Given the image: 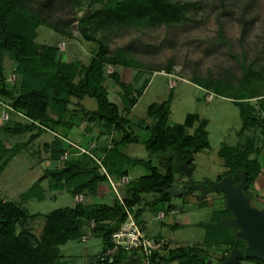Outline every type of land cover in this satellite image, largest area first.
I'll use <instances>...</instances> for the list:
<instances>
[{"label":"trees","instance_id":"16d2710c","mask_svg":"<svg viewBox=\"0 0 264 264\" xmlns=\"http://www.w3.org/2000/svg\"><path fill=\"white\" fill-rule=\"evenodd\" d=\"M31 1L33 0H0V105L7 107L10 113H21L30 120L28 123L8 121L7 123L11 122L13 126L4 125L3 130L13 134L35 130L31 135L33 139L48 131L55 134L57 126L70 129L86 120L87 129H93L92 125L98 129L96 135L91 136V140L97 143L96 147L89 149L83 145L88 152H81L73 142L67 141L65 136L55 134L53 140L45 144V149L49 151V164L43 175L22 198H45L41 183L46 179L52 188H66L74 198L77 195H83L84 198L73 205L47 213L43 232L36 245L31 242L28 229L19 230V224L26 223L33 215L17 202L7 199L0 190V264H69L59 259L60 246L68 241L80 240L85 233H89L102 239L104 253L113 248L112 234L127 219V209L133 212L141 225L144 207L139 206L146 195L154 194L145 204L157 214L162 211V205L170 203L173 188L177 187V171L181 170L180 165L189 159V165L195 169L194 158L191 157L193 153L210 148L208 120L200 118L198 114H189L184 124L172 128L169 122V99L149 105L147 113L151 121L143 126L149 131V136L142 138L135 135L134 131L130 130V114L146 86L137 89L134 84L122 80L119 67L133 65L127 60L125 49L120 48L112 55L108 52L107 45L99 42L98 49L94 51L88 64H75L79 78L73 76L71 67L74 64L63 59V50L59 45L36 41L38 28L42 25L41 11L38 13L37 10H31ZM69 2L72 0H44L42 7L48 11H59L69 5ZM196 7V2L180 0H108L103 8L96 11V15L100 27L131 21L170 24L189 20L188 13ZM23 8H26L28 13L25 20L19 21L16 14L24 10ZM42 11L44 12L43 9ZM240 19L247 25L248 21L244 17ZM82 22L83 38L95 41L96 38L88 32L89 19L83 18ZM50 23L56 32L66 35L64 29H60L52 21ZM7 54L13 61L10 70L5 68ZM110 65L114 66V70L108 73L107 68ZM12 75L14 80L10 81ZM108 79L122 88V109L109 98L106 85ZM259 79H264V74L247 67L232 96L240 109L243 121L241 134L256 127L264 134V118H259L254 105L245 102L253 97L250 89L252 80ZM215 91L217 95L223 96L216 87ZM86 97L96 99V110L85 107L83 101ZM70 105H74V109ZM196 121L198 126L192 133L188 128ZM117 131L123 133L122 138L115 137ZM102 139H106L105 144H101ZM133 141H142L149 150L150 157L161 155L163 164L159 166L150 158H132L127 155L122 146ZM22 146V143H17L7 147L0 138V170H4L11 158L21 151ZM257 148L253 146V140L245 137L238 145L221 149L219 153L224 158L227 170L218 175L217 181L237 170H246L250 187L262 170L260 161L253 155ZM65 153L67 157L62 159ZM163 153L169 154L164 157ZM139 164L147 169V173L135 178L132 171ZM103 166L117 181L124 176L129 177L128 183L121 187L123 200L116 194L110 203L87 202L86 198L97 197L100 184L108 182ZM168 209L173 210L174 205L170 204ZM225 217H232V212L223 206L215 211L210 223H200L207 228L205 246H219L222 249L218 261L225 260L235 245L240 248L247 245L244 238L237 240V229L221 222ZM92 221L95 226L87 232L88 229L84 225ZM175 226L179 224L176 223ZM142 228L144 229V226ZM247 259L263 262L256 258ZM149 260L150 264L214 263L210 249L206 247L189 244L171 247L167 241L161 249L150 254ZM87 264L145 263L143 255L136 250H118L109 257H93Z\"/></svg>","mask_w":264,"mask_h":264},{"label":"rangeland","instance_id":"374dc122","mask_svg":"<svg viewBox=\"0 0 264 264\" xmlns=\"http://www.w3.org/2000/svg\"><path fill=\"white\" fill-rule=\"evenodd\" d=\"M180 1L197 3V7L188 13L189 20L185 22L151 24L146 21H131L106 27L98 25L96 11L103 8L108 0H72L59 11H48L42 7L44 0H33L29 5L33 7L31 10H37L38 13L41 11L42 25L38 28L36 41L59 45L63 50V59L74 64L71 73L77 78L78 67H75V64H88L94 51L98 49L99 42L105 43L112 55L120 48L125 49L127 60L133 65L119 67L122 80L134 84L137 89L146 86L130 114V130H133L135 135L142 138L149 136V131L143 127L151 121L147 113L149 105L169 99V122L172 128L184 124L189 114H198L200 118L208 120L210 148L191 156L195 165L191 179L197 183H203L210 188L212 183L217 181L218 175L227 170L224 158L219 153L221 149L236 146L243 142L245 137L253 140V146L258 147L253 155L260 161L262 171L245 194L250 198L252 206L264 210V134L257 127L240 133L243 121L240 109L232 97L247 67L264 74V0ZM23 9L16 14L19 21L26 19L28 11ZM241 17L248 21L247 25ZM83 18L89 19L88 32L96 38L95 41L87 40L81 35ZM51 21L60 29H64L66 35L56 32ZM12 65L13 61L7 54L5 68L10 70ZM113 70L114 66H108V73ZM12 80L13 75L10 77V81ZM106 85L110 100L122 109V88L109 79ZM215 87L223 96L217 95ZM250 89L253 97L245 102L254 105L259 118H264V79L252 80ZM16 92H19L18 87ZM4 101L8 102L6 99ZM83 103L89 110L97 109L95 98L86 97ZM70 107L74 109L75 106ZM12 120L22 123L30 121L21 113H10L7 107L0 105V138L7 147L17 143L23 144L21 151L11 158L4 170H0V190L7 199L17 202L33 215L26 223L19 224V230L28 229L30 240L36 245L45 226V215L55 209L73 205L79 200L78 195L74 198L66 188H52L48 179L41 183L45 198H22L48 166L49 151L45 149V144L52 141L55 134L48 131L31 139L35 130L21 134L5 132L4 125L13 126V123H7ZM87 124L86 120L81 122V127L75 128V132H80ZM197 126L196 121L188 129L193 133ZM91 127L95 129V125ZM56 129L60 134L70 133L63 126H57ZM96 133L95 129L93 134ZM91 136L94 135H85L82 141L88 149ZM122 136L120 131L115 133L117 139ZM105 140L102 139L101 144H105ZM122 149L132 158H150L159 166L164 162L161 155L150 157V152L142 141L124 144ZM168 154L163 153L164 157ZM66 157L67 153L62 159ZM133 171L135 178L147 173V169L140 164ZM177 178V189L180 190L185 189L191 181L190 176L183 170L177 171ZM114 182L123 196L121 187L125 184L115 179ZM103 188V191H99L103 197H88L87 202H112L116 190L109 181L103 183ZM153 197L154 194L146 195L139 206L144 207L140 222L142 227L146 226L145 234L148 239L161 240L163 243L167 241L171 247L182 244L203 246L210 249L214 263L220 262L218 260L222 249L219 246H205L207 228L200 223H210L215 211L221 209L224 201L221 192L204 193L202 189H193L190 193L181 195L173 193L170 203L161 206L163 218H159L158 214L145 204V201L148 202ZM202 201L206 203L201 204ZM170 204L174 205L173 211L168 209ZM176 223L179 226H175ZM94 226L93 221L84 225L88 229L87 232ZM102 246L100 237L85 233L80 240H70L60 246L59 259L69 264H87L93 257H109L114 254H110L109 250L104 254ZM239 261V264H264L247 258Z\"/></svg>","mask_w":264,"mask_h":264},{"label":"water","instance_id":"95a60500","mask_svg":"<svg viewBox=\"0 0 264 264\" xmlns=\"http://www.w3.org/2000/svg\"><path fill=\"white\" fill-rule=\"evenodd\" d=\"M180 169L188 176H192L194 171V167L189 165V159ZM247 177L246 170H237L220 181L213 182L210 188L194 179L183 190L173 188L176 195L190 193L193 189H202L204 193L221 192L224 195V206L231 210L232 217H225L221 222L237 229V240L244 238L247 245L244 248L235 245L225 260L213 264H238L243 258H256L264 262V210L250 204V199L245 194L248 188ZM235 180H239V183L235 184Z\"/></svg>","mask_w":264,"mask_h":264},{"label":"built area","instance_id":"2783aa9c","mask_svg":"<svg viewBox=\"0 0 264 264\" xmlns=\"http://www.w3.org/2000/svg\"><path fill=\"white\" fill-rule=\"evenodd\" d=\"M96 144L95 142L92 143L91 147H94ZM77 146L81 152H88V149L83 147ZM103 171L108 176V181L112 184L114 189L116 190L115 193L117 196L122 199V196L114 182L113 177L107 172L106 168L103 166ZM129 181L128 176H124L118 181L121 184H126ZM77 199L79 201L83 200V195H78ZM128 217L122 223L120 228L116 230L112 234V243L113 248L109 249V253H114L118 250H125L127 252H133L134 250L138 251L141 255H143L144 263L150 264L149 256L152 252L161 249L163 247V241L157 239H148L145 234V230L141 227L139 222L134 217L133 212L127 209ZM159 218H163L164 214L160 213L158 215Z\"/></svg>","mask_w":264,"mask_h":264},{"label":"crops","instance_id":"0c3cea01","mask_svg":"<svg viewBox=\"0 0 264 264\" xmlns=\"http://www.w3.org/2000/svg\"><path fill=\"white\" fill-rule=\"evenodd\" d=\"M79 127H81V125L80 124H78V125H74L72 128H67V127H65V129H67L68 130V132H70L69 134H60V133H58V132H55V134H59V135H61V136H65V138L66 139H69L70 141H74V140H76L75 142H77V144L74 142V144H76V145H78V146H80V147H83V144H82V141H83V137L85 136V135H96V134H93L94 133V130L95 129H91V130H89V129H87L86 128V126L84 127V129L82 128V129H80V132H78V133H76L75 132V128L77 129H79ZM57 130V129H56ZM97 131H98V129H96ZM71 135V136H70ZM71 137H74L73 139L71 138ZM92 143H93V141L90 139V148H92L91 147V145H92ZM96 144V143H95ZM84 148V147H83ZM85 149H87V148H85ZM262 171V170H261ZM134 171L132 172V175L134 176ZM261 174V173H260ZM259 174V175H260ZM103 183L102 184H100V186H99V191H103ZM102 193V192H101ZM97 197H103V195H101L100 194V192L98 193V195H97ZM222 207H223V203H222ZM171 211H173V210H171ZM160 213H162V211H160L159 213H158V215H160ZM145 225H144V230H145Z\"/></svg>","mask_w":264,"mask_h":264},{"label":"flooded vegetation","instance_id":"af4514ba","mask_svg":"<svg viewBox=\"0 0 264 264\" xmlns=\"http://www.w3.org/2000/svg\"><path fill=\"white\" fill-rule=\"evenodd\" d=\"M190 180H191V176H190ZM219 181H220V180H219ZM234 183H235V184L239 183V180H235ZM189 184H190V181H189L188 185H189ZM188 185H187V186H188ZM247 189H249V187H248ZM247 189H246V190H247ZM246 190H245V192H246ZM222 195H223V194H222ZM223 197H224V195H223ZM249 199H250V198H249ZM224 203H225V197H224V201H223V206H224Z\"/></svg>","mask_w":264,"mask_h":264}]
</instances>
